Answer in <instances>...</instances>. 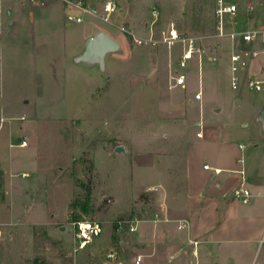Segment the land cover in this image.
Wrapping results in <instances>:
<instances>
[{
    "label": "rangeland",
    "instance_id": "374dc122",
    "mask_svg": "<svg viewBox=\"0 0 264 264\" xmlns=\"http://www.w3.org/2000/svg\"><path fill=\"white\" fill-rule=\"evenodd\" d=\"M23 1L3 0L0 15V264H204V244L194 254L188 229L164 222L165 191L171 195L186 180L185 163L197 186H232L225 173L203 165H214L228 142L252 150L253 109L264 92L261 56H245L233 88L231 54L240 38L233 45L230 37H213L214 0H203L200 12L196 0H116L122 11L112 23L90 15L68 21L67 14L81 13L60 0L25 8ZM11 2L17 6L8 14ZM121 26L157 39L174 26L201 45L222 46L194 54L186 83L171 86L181 45L140 46ZM96 28L121 44L104 71L73 60ZM249 77L263 89H252ZM117 145L128 152L115 153ZM183 195L182 203L203 204ZM135 218L134 231L119 229L121 220ZM84 220L99 222L102 232L80 249L74 223ZM109 252L117 253L115 262Z\"/></svg>",
    "mask_w": 264,
    "mask_h": 264
},
{
    "label": "crops",
    "instance_id": "0c3cea01",
    "mask_svg": "<svg viewBox=\"0 0 264 264\" xmlns=\"http://www.w3.org/2000/svg\"><path fill=\"white\" fill-rule=\"evenodd\" d=\"M233 1L239 3V27L249 28L263 24L264 0ZM27 3L29 2L23 1L22 7L25 8ZM250 3L255 7L253 12L247 10ZM9 6L10 9L8 10L12 14L17 5L11 2ZM32 7L37 6L33 5ZM121 11L122 9H120ZM48 14H50L49 11ZM146 26H148L147 23ZM100 29L103 28H96L84 40H87ZM83 44L85 45V43ZM84 45L76 50L73 56L80 53ZM239 45H241L240 42ZM213 46L214 49L211 53L217 47V45ZM253 47L258 51L257 58L261 56L262 74L264 72V44L256 42ZM263 101L264 92L260 94L259 102L253 109L252 117L257 134L253 138L252 150L245 152L244 144L240 143L236 147L228 142L224 147V154L217 157L218 160L214 165L207 162L203 165L205 170L212 171L215 175L225 173V182L230 181L232 183L230 188L227 187L223 190L222 182L219 180L214 182L213 185L200 183L198 186L191 183L190 180L188 181V164L185 163L187 162V155L185 160L182 158L185 165L184 169L180 171V173L186 175V180L183 179L182 182H179L180 185L176 186L171 195L168 191H165L167 193H165L164 198L167 197V200L162 205L164 222H178L179 225L183 220L189 222V227H187L188 241L194 245V254L198 253L197 246L204 244V264H264V131L261 124L255 121ZM244 126H248V124L246 123ZM205 166L209 167L206 168ZM169 178L167 177L163 186ZM171 178H177L176 173L173 171ZM243 183L251 189L253 194L250 203H243L235 196V190L239 186L241 187ZM216 188H219V191ZM186 192L187 197L190 199L195 196L200 197L199 199H202L203 204L198 205L194 201L196 206L194 207L191 206V203H182V200L185 199L183 194ZM190 240L198 241V244L195 245ZM217 256L218 258H216Z\"/></svg>",
    "mask_w": 264,
    "mask_h": 264
},
{
    "label": "built area",
    "instance_id": "2783aa9c",
    "mask_svg": "<svg viewBox=\"0 0 264 264\" xmlns=\"http://www.w3.org/2000/svg\"><path fill=\"white\" fill-rule=\"evenodd\" d=\"M52 0H28L30 4L33 5H46ZM66 8L77 9L81 14H67L68 21H75L77 23L84 22L85 16L90 15L96 17L104 22L112 23L111 16L120 10L119 4L116 0H103L99 6H96L90 0H60ZM255 9L253 4H248L247 10L253 12ZM3 13V0H0V15ZM154 16L158 14L156 9L153 10ZM240 9L239 3L233 0H214V18H215V33L213 37L220 39L223 37H230L234 42L237 38H240L239 49H236L231 54L232 62V77L231 83L233 88H237L239 85V76L237 72L241 67L246 65L245 56L252 55L256 56L258 51L253 47L256 42H261L264 44V23L260 26L243 28L239 27V16ZM230 27V28H229ZM120 29L123 32L128 33L134 43L140 46H155L157 44L163 43L168 47H173L176 44H180L182 47L181 54L177 60L179 70L172 75L171 86L184 85L187 81V74L185 69L188 66L189 61L194 57V54H205L209 51L208 45H201L198 38L194 36H186L181 33L177 28L171 26L168 29H163L161 31V37L159 39L151 36L149 38H144L136 35L134 32L128 30L125 26H121ZM217 56H212V61H217ZM248 85L255 89L256 91H261L263 89L262 82L253 77H249ZM202 92L196 93L195 98L197 100L202 99ZM199 137L202 133L197 134ZM21 145H27V141H22ZM242 146V145H241ZM208 168L209 166H205ZM218 172V170L216 169ZM24 175V174H23ZM235 196L243 203H250L253 197L251 189L247 187L244 183L240 188L235 190ZM138 220L127 219L121 220L119 222V229H124L127 227L129 231H134L136 228ZM78 231L76 233L77 239L79 241L78 247L83 249L86 245L93 241V239L102 232V226L99 222L84 220L77 221L74 223ZM180 228L189 227V222L183 220L179 225ZM195 245L198 241L190 240ZM107 258L111 262H115L118 259L116 252H109ZM142 261V256L139 255L136 258V262L140 263Z\"/></svg>",
    "mask_w": 264,
    "mask_h": 264
},
{
    "label": "water",
    "instance_id": "95a60500",
    "mask_svg": "<svg viewBox=\"0 0 264 264\" xmlns=\"http://www.w3.org/2000/svg\"><path fill=\"white\" fill-rule=\"evenodd\" d=\"M11 11L8 10V14ZM217 47L220 48L221 44L218 43ZM120 42L103 29L98 30L95 34L87 38L83 50L73 56V60L77 64H81L87 68L99 67L101 71L106 69V58L109 53L119 50ZM214 49L213 44L209 45V50L212 52ZM264 91V90H263ZM255 121L261 124L264 131V101L260 111L257 113ZM115 153H127L128 149L124 145H117ZM65 230V227H61Z\"/></svg>",
    "mask_w": 264,
    "mask_h": 264
},
{
    "label": "trees",
    "instance_id": "16d2710c",
    "mask_svg": "<svg viewBox=\"0 0 264 264\" xmlns=\"http://www.w3.org/2000/svg\"><path fill=\"white\" fill-rule=\"evenodd\" d=\"M210 3H211V1H210ZM189 5L190 4H188V6H187V10H188V8L190 9V7H189ZM198 6V7H197ZM195 8L197 9V10H194V11H202V9H203V0H196V5H195ZM194 7H193V9H195ZM186 13V12H185ZM195 16L197 17V16H199V14L198 13H196L195 14ZM3 172L2 171H0V181H2L3 180ZM82 208L84 209V211L85 212H87V213H89L91 210H90V208L88 207V202H86V203H83L82 204Z\"/></svg>",
    "mask_w": 264,
    "mask_h": 264
}]
</instances>
